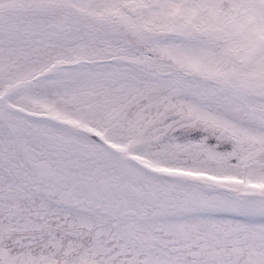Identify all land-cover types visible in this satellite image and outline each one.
Listing matches in <instances>:
<instances>
[{
    "label": "snow or ice",
    "instance_id": "6c2138e0",
    "mask_svg": "<svg viewBox=\"0 0 264 264\" xmlns=\"http://www.w3.org/2000/svg\"><path fill=\"white\" fill-rule=\"evenodd\" d=\"M0 264H264V0H0Z\"/></svg>",
    "mask_w": 264,
    "mask_h": 264
}]
</instances>
